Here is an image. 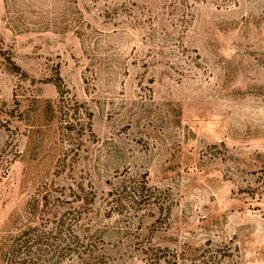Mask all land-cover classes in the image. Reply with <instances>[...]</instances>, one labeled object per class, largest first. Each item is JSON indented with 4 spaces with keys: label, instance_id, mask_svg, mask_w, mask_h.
<instances>
[{
    "label": "rangeland",
    "instance_id": "1",
    "mask_svg": "<svg viewBox=\"0 0 264 264\" xmlns=\"http://www.w3.org/2000/svg\"><path fill=\"white\" fill-rule=\"evenodd\" d=\"M83 205L97 264H264V0H0V242Z\"/></svg>",
    "mask_w": 264,
    "mask_h": 264
},
{
    "label": "trees",
    "instance_id": "2",
    "mask_svg": "<svg viewBox=\"0 0 264 264\" xmlns=\"http://www.w3.org/2000/svg\"><path fill=\"white\" fill-rule=\"evenodd\" d=\"M133 193L136 203L145 197V188L139 185ZM121 194L114 199L118 208L124 201ZM75 200L72 202H77ZM84 206L79 211L74 207L61 210L60 206L49 210L46 223L39 222L34 214L35 220L29 221L27 227L9 239L1 240L0 264H97L96 247L83 231ZM70 214L77 216L76 223L71 222ZM224 257L221 256V260Z\"/></svg>",
    "mask_w": 264,
    "mask_h": 264
}]
</instances>
